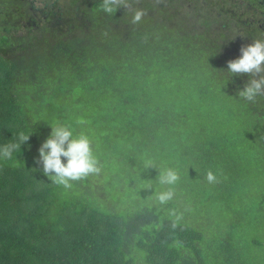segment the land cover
Here are the masks:
<instances>
[{
  "label": "trees",
  "instance_id": "1",
  "mask_svg": "<svg viewBox=\"0 0 264 264\" xmlns=\"http://www.w3.org/2000/svg\"><path fill=\"white\" fill-rule=\"evenodd\" d=\"M166 4L151 0L137 26L125 9L109 16L96 3L90 25L79 23L71 6L60 11L58 27H22L16 17L32 11L29 3L0 0V146L30 133L11 160H0V264L238 260L226 250L233 221L228 230L223 222L237 202L248 204L246 191L251 196L249 186L264 173V96L255 103L238 96L250 77L231 76L227 62L241 55L242 41L220 27L215 12H191L190 21ZM219 111L224 118L214 117ZM58 123L89 135L116 190L110 198L122 203L117 210L43 174L38 150ZM167 167L180 174L175 193L194 206L137 202L138 184L141 196H157L158 172ZM209 170L218 186L207 182ZM207 199L219 204H203ZM221 207L228 213L219 221ZM204 210L214 214L207 228L216 227L220 239L213 248L203 227L186 219L204 217ZM237 262L249 264L245 254Z\"/></svg>",
  "mask_w": 264,
  "mask_h": 264
},
{
  "label": "clouds",
  "instance_id": "2",
  "mask_svg": "<svg viewBox=\"0 0 264 264\" xmlns=\"http://www.w3.org/2000/svg\"><path fill=\"white\" fill-rule=\"evenodd\" d=\"M160 2L161 0H156V3ZM138 3L139 0H101L99 7L106 15L113 16L117 9L123 6L125 10L132 12L131 24L137 26L148 14L144 8H133V4ZM240 52L239 57L227 62V71L231 76L247 74L250 77L243 89L238 91V96L247 102L255 103L257 97L264 96V38H253L251 43L241 46ZM50 126L51 132L42 142L36 162L42 165L43 174L52 183L70 189L73 182L99 174L100 161L87 133L75 131L70 124L58 123ZM29 138L30 133L20 132L14 141L0 146V160H11L13 153L21 149V145ZM146 166L156 165L149 161ZM206 180L209 184L219 183V177L213 170L206 173ZM179 181L180 174L176 168L167 167L160 171L159 183L167 186L157 193L156 199L160 205H167L174 199L175 186Z\"/></svg>",
  "mask_w": 264,
  "mask_h": 264
},
{
  "label": "rangeland",
  "instance_id": "3",
  "mask_svg": "<svg viewBox=\"0 0 264 264\" xmlns=\"http://www.w3.org/2000/svg\"><path fill=\"white\" fill-rule=\"evenodd\" d=\"M3 8V5H0V9ZM191 11V10H189ZM187 11V14L190 15L191 12ZM217 104L214 102L212 105ZM214 117L224 118V114L222 112H215ZM208 117H206L207 119ZM210 120V119H209ZM55 124V123H54ZM47 134L45 135L44 140L49 136L51 130L47 129ZM63 159V158H62ZM42 168V166H40ZM101 167V166H100ZM162 169L159 170L158 175ZM264 170V168H263ZM104 171L101 168V171L99 174L96 175H90L89 178L91 180V183H85L84 180H81L77 183L76 186H72L70 190L77 193V191L84 192L88 195H95L99 198L98 201H101L104 204H97L100 205L99 207L106 206L110 210H117L119 207L122 206V203H119L118 200H114L110 198L111 195H113L116 190L112 188L111 183L106 182V179L104 178ZM259 181L256 184H251L249 187V192L251 196H248V193L246 191L245 199L247 200L248 204H240L236 203V209L234 211V216L232 219L227 223V230L229 229L230 223L233 221L234 226L231 227L232 231L227 235V242H226V250L227 252L229 250H233V254L235 256V259L240 260L241 257L244 258L248 257L249 264H264V173L257 178ZM74 183V182H73ZM251 183V180H250ZM213 185V184H209ZM216 186H218L217 183H215ZM137 187H139V190H142L143 187L141 184H138ZM167 186H160L158 189L160 191L164 190ZM65 189V188H64ZM109 190L110 192H107L105 190ZM137 189V202L139 203H148L156 206L159 204L156 197H154V193H151L150 190H146L143 192V196L139 194V191ZM68 190V189H66ZM262 191V193H261ZM156 193V192H155ZM203 204H215L214 206H217L219 203L211 202L209 199L205 200ZM197 201L190 202V199L187 195L184 193L175 194L174 199L171 201V204H186L187 207L194 206ZM260 202V203H257ZM170 203V202H169ZM168 203V204H169ZM135 204V203H134ZM233 206V204H232ZM135 207L137 209V204H135ZM126 208L129 210L132 208L134 209L133 204H126ZM226 207H221L219 210V214L217 216V220L222 221L224 218L225 213H228ZM204 217H201L197 219V217L191 218L189 214L187 213L186 219L191 221L196 226L204 229L203 235L206 238H209L212 242V248L213 246H219L218 235L215 233H212L216 230L215 228H207L211 222L213 213H210L209 210L205 212L203 211ZM227 219V218H226ZM226 219L224 221H226ZM222 230V227H220L219 232ZM202 231V230H201ZM221 233V232H220ZM219 233V234H220ZM242 245L247 249V252L243 254ZM238 253L239 257H237L235 254ZM237 260V261H238ZM234 262V264H241L238 262ZM138 264L140 263V260L137 261ZM136 263V264H137ZM246 264V263H244Z\"/></svg>",
  "mask_w": 264,
  "mask_h": 264
},
{
  "label": "flooded vegetation",
  "instance_id": "4",
  "mask_svg": "<svg viewBox=\"0 0 264 264\" xmlns=\"http://www.w3.org/2000/svg\"><path fill=\"white\" fill-rule=\"evenodd\" d=\"M32 11L27 14H22L23 17L16 21L18 24L30 26V24L42 25L49 22L51 26L58 27L61 24L60 11L72 10L73 7L76 15H78L79 23L92 24L95 21L96 15L93 13V7L96 3H101V0H26ZM156 1V0H153ZM171 1V9L178 6V12L186 19L191 20L187 11L194 12L197 16L206 11L215 12L219 18L220 27L230 29L231 32L242 41V45H247L252 42L253 38H264V0H179V3ZM165 2L166 0H161ZM90 8L85 11L84 8ZM151 5V0H139L138 4H133V8L140 7L147 10ZM167 6V4H166ZM124 10L123 6H121ZM169 9V7L167 6ZM170 11V9H169ZM130 12V10H125ZM173 13V12H172ZM208 13V12H207ZM102 15V13H98ZM224 15H228V19L223 20ZM103 16V15H102ZM200 27V26H199ZM202 28V27H200Z\"/></svg>",
  "mask_w": 264,
  "mask_h": 264
}]
</instances>
